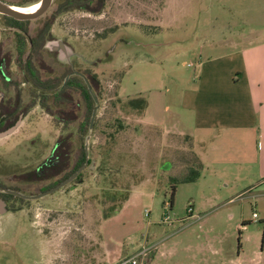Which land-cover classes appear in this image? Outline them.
I'll use <instances>...</instances> for the list:
<instances>
[{"label": "rangeland", "instance_id": "obj_1", "mask_svg": "<svg viewBox=\"0 0 264 264\" xmlns=\"http://www.w3.org/2000/svg\"><path fill=\"white\" fill-rule=\"evenodd\" d=\"M63 1L55 0L44 18L45 24L53 18L54 39L45 45L52 69L45 75L97 74V128L80 178L0 214V264H115L137 254L140 264H264V184L255 183L256 172L207 165L198 181L177 186L171 206L170 175L191 166L194 143L142 124L118 102L121 81L126 94L180 90L200 61L228 54L229 46L217 48L223 41L264 40V0H103L97 14L94 4L59 13ZM57 41L67 43L66 53L47 47ZM23 100L28 104L31 95ZM118 121L125 129L111 153L114 169L102 172L106 126ZM60 133L61 125L34 106L0 140V185L35 196L59 182L65 174L46 171L42 178L37 169ZM87 137L75 135L74 147H85ZM170 161L171 173L162 170ZM140 176L143 183L125 190Z\"/></svg>", "mask_w": 264, "mask_h": 264}, {"label": "crops", "instance_id": "obj_2", "mask_svg": "<svg viewBox=\"0 0 264 264\" xmlns=\"http://www.w3.org/2000/svg\"><path fill=\"white\" fill-rule=\"evenodd\" d=\"M220 46H229L228 54L220 51L200 61L196 76L186 78L189 85L180 90L126 94L121 81L118 95L145 97L140 122L192 138L204 168H243L264 184V40H225Z\"/></svg>", "mask_w": 264, "mask_h": 264}, {"label": "trees", "instance_id": "obj_3", "mask_svg": "<svg viewBox=\"0 0 264 264\" xmlns=\"http://www.w3.org/2000/svg\"><path fill=\"white\" fill-rule=\"evenodd\" d=\"M103 2H104L103 0H66V3L64 4V8H66V10H74V9L90 10L88 4H94L96 11L92 10V12L97 14L101 12L102 6L104 4ZM52 22H53V18L51 19V22L45 24L46 28L44 31V36H45L44 45H46L48 41L47 34L51 27ZM34 48L36 50V46ZM45 71L48 72L46 73L48 75L49 73H51L52 69H50L44 63V79H43L41 108L45 110L48 115L52 116L58 125H61V133L58 137V140L53 149V153L50 159L47 160L46 163L43 162L38 167L37 172L41 171L42 178H47L48 175L46 171H55L53 172L54 174L56 172L65 174L60 179L59 182L53 184L52 187H49L48 189L45 190L48 191L49 189L54 188L55 186L59 185L63 181L70 178L79 168H81L85 164L86 161L85 147L82 142L81 145L79 144L77 147H74L73 137L77 135L81 140H85V138L88 136L90 119L96 104L94 101V95H96L98 98L100 97V85L97 74L92 70H85L84 72H82L83 77L74 75L72 70V71H68L69 73L66 74V76L59 78L52 76L46 77L47 75H45ZM70 74L71 76L68 79H66ZM85 80L89 82L93 93L92 91H89ZM34 82H35L34 84L35 91L33 92L34 99L32 100L30 107L36 106L37 98L38 96H40L37 95L36 92L37 90L36 87L38 86L37 81ZM118 102L124 104L125 108L130 110L140 119L144 116L145 110L147 108V100L143 96H135L127 99L119 98ZM82 103H84V105L86 106V110H83ZM75 123H77V125H76V132L74 133L72 131V125ZM96 128H97V124L95 123V126L93 128L94 131L96 130ZM106 128L110 129V131H108L107 133L108 142L105 144L106 152H104L102 156V161L98 166V169L102 172L103 171L106 172V170L113 171L114 168L112 166H109V163H111V153L114 149V145L117 142L118 134L125 129L124 125L119 121L117 123H113L112 125H107ZM183 138L184 140L192 141V138L188 136H183ZM72 154H76L75 156L76 159L74 160L73 163L71 162ZM190 165L191 166L189 167H185L184 171H181L180 173H176V175L171 173L175 168L172 161L165 163L163 165L162 170L171 173L170 175L171 206L173 205V200L176 194L177 186L180 184L194 183L198 181L202 175V171L204 167L199 155L195 156L194 162L191 163ZM38 175L40 176V174ZM78 178H80V175ZM143 179L144 177L140 176L138 182L136 181L135 184H133L131 187L125 188V190L131 192L140 185L139 183H143ZM129 196L130 195L128 193L125 194L123 198L124 203L129 199ZM9 197L13 198V196H9ZM115 212L116 210L113 211V214ZM110 215H106L105 216L106 219L109 218Z\"/></svg>", "mask_w": 264, "mask_h": 264}, {"label": "flooded vegetation", "instance_id": "obj_4", "mask_svg": "<svg viewBox=\"0 0 264 264\" xmlns=\"http://www.w3.org/2000/svg\"><path fill=\"white\" fill-rule=\"evenodd\" d=\"M0 1L8 6L26 8L36 5L40 0ZM54 3L55 0H53L52 5ZM65 3L66 0L61 2L60 8L58 7L57 10L62 12L72 11L64 8ZM50 9L51 7L46 13ZM45 14L33 20L20 21L0 13V134L11 129L13 130L11 134L0 138V140L12 136L22 125L29 111L33 108L30 107V105L34 99V81H37L38 86L36 87V92L37 95H40L37 98L36 105L41 108L46 48L44 45V31L46 28L44 23ZM32 23H37V25L29 31L28 26ZM47 38V43L54 40L51 29L48 31ZM64 42L65 41H62V43ZM64 44L66 45L67 43L65 42ZM35 46L36 50L34 48ZM12 66L14 67V71L12 70ZM75 72L77 71L73 70V74ZM70 76L71 74L67 78ZM11 91H13V94L9 95ZM25 94L27 97L31 95L32 100L28 104L24 103L23 100ZM49 159L50 157L47 160ZM46 161L44 162L46 163ZM78 177L76 179H78ZM0 188L9 189L22 194L19 189H13L12 187L7 188L0 186ZM9 196H13V198ZM0 200L5 204L4 213H8L15 204L31 201L5 192H0Z\"/></svg>", "mask_w": 264, "mask_h": 264}, {"label": "water", "instance_id": "obj_5", "mask_svg": "<svg viewBox=\"0 0 264 264\" xmlns=\"http://www.w3.org/2000/svg\"><path fill=\"white\" fill-rule=\"evenodd\" d=\"M53 0H40L38 2V9L36 11L30 12V13H25L22 11H19L17 9V7H12V6H8L5 3L0 1V13L8 15L16 20H20V21H27V20H33L36 18H39L40 16H42L43 14L46 13V11L51 7ZM55 45V47H54ZM48 48H51V50H58L61 51L63 53L67 52L68 47L62 43L61 41H57V43H50L48 46ZM75 75H79L81 77H83V75L79 72H75ZM68 79V78H67ZM89 91H92V88L89 84V82L87 80H85ZM1 98V96H0ZM94 101L96 103V106L93 110L91 119H90V124H89V134L85 143V150H86V156L88 159V151H89V141L91 138V135L93 133V128H94V122L96 119V115H97V110H98V106H97V98L94 96ZM13 132V130H8L3 134H0V138H3L9 134H11ZM86 164L83 165L81 168H79L70 178H68L67 180L63 181L62 183H60L59 185L55 186L52 189H49L48 191H45L41 194L35 195V196H24L22 194H20L19 192H15V191H11L9 189H2L0 188V192H5V193H9V194H13L15 196H19L25 199H29V200H37L40 198H43L45 196L51 195L61 189H63L64 187H66L68 184H70L71 182H73L85 169ZM4 202L0 200V214L4 213Z\"/></svg>", "mask_w": 264, "mask_h": 264}, {"label": "built area", "instance_id": "obj_6", "mask_svg": "<svg viewBox=\"0 0 264 264\" xmlns=\"http://www.w3.org/2000/svg\"><path fill=\"white\" fill-rule=\"evenodd\" d=\"M254 216H256V214H254ZM139 257H140V254L133 255L131 257H126V258L119 260L115 264H140Z\"/></svg>", "mask_w": 264, "mask_h": 264}, {"label": "bare ground", "instance_id": "obj_7", "mask_svg": "<svg viewBox=\"0 0 264 264\" xmlns=\"http://www.w3.org/2000/svg\"><path fill=\"white\" fill-rule=\"evenodd\" d=\"M19 11L25 12V13H30L33 11H36L38 9V3L34 6L28 7V8H17Z\"/></svg>", "mask_w": 264, "mask_h": 264}]
</instances>
